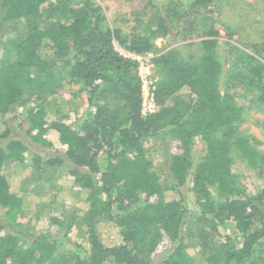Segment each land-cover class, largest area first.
<instances>
[{
  "label": "trees",
  "instance_id": "16d2710c",
  "mask_svg": "<svg viewBox=\"0 0 264 264\" xmlns=\"http://www.w3.org/2000/svg\"><path fill=\"white\" fill-rule=\"evenodd\" d=\"M141 1L148 19L125 34L93 0H0L1 20L26 26L10 42L0 39V264H197L198 254L200 264H264V153L237 131V100L249 93L264 107V25L254 35L228 26L223 40L206 15L224 19L222 7L232 6L226 0ZM257 2L264 21V0ZM176 30L182 44L154 60L158 111L143 115L141 79L114 42L133 55L154 54L155 40ZM64 86L74 87L71 110L86 96L88 113L76 129L54 119L48 99ZM18 105H29L19 117ZM48 131L62 150L50 158L41 154ZM150 139L176 143L169 181L145 156ZM195 139L205 153L194 164ZM232 152L262 179L255 194L238 184ZM56 165L71 179L60 192L77 187L82 213V242L63 251L48 234L13 229L61 202L48 189L22 191ZM191 212L195 247L184 238ZM225 226L234 232L222 234Z\"/></svg>",
  "mask_w": 264,
  "mask_h": 264
},
{
  "label": "rangeland",
  "instance_id": "374dc122",
  "mask_svg": "<svg viewBox=\"0 0 264 264\" xmlns=\"http://www.w3.org/2000/svg\"><path fill=\"white\" fill-rule=\"evenodd\" d=\"M51 2L54 0H50ZM69 2H78L79 0H68ZM95 4L101 7L104 15L107 18L109 25L112 28L120 29L123 33H129L133 27L136 26V21H146L148 19L149 10L144 9L145 3L141 0H93ZM229 4L222 7V13L225 14V18L218 17V13L209 11L206 17H211L215 20L216 24L214 28L219 32V37L223 40H227L228 31L226 28L233 25V30L237 32H243L245 34H259L263 29L264 21L262 14L258 10L257 0H226ZM213 11V9L211 10ZM151 13V12H150ZM201 15V14H200ZM199 15V16H200ZM221 15V14H220ZM197 16V17H199ZM218 18V19H216ZM189 20V19H188ZM181 24V23H180ZM225 24V25H224ZM237 24H239L237 26ZM182 25V24H181ZM227 26V27H225ZM240 26V27H239ZM24 23L4 22L0 16V39L2 43H8L12 39H16L21 36L25 31ZM13 29V30H12ZM178 30L172 32L169 36L158 37L155 40L157 52L147 55H133L125 50L121 49L116 42H114L115 50L125 58L132 61L134 69L141 79L142 88V101H148V97L153 89L155 83L160 79L157 67L154 65V60L167 52L168 50L176 47L180 44V38L174 37ZM237 36H233V40H236ZM187 52V50L185 49ZM182 51V54L185 52ZM4 57L2 52V46H0V61ZM74 90V87L64 86L59 89L54 95H50L48 98L53 107L57 110V115L54 119L62 120L66 125L72 129H76L85 120V116L88 113V104L86 102L85 94L76 98V102L81 103L77 109H69L72 105L70 103L71 94L70 91ZM45 94L46 89L39 91V94ZM253 95L249 93L243 99L237 100L238 106L243 109V121L237 125V131L242 136H247L253 140L251 143L257 147V149L264 153V107L262 105L253 104ZM34 104V103H31ZM70 104V105H69ZM29 105H18L14 110L15 116L23 114ZM49 120L51 118H48ZM45 140L48 143V147L44 148L41 152L45 157H54L58 153H62L61 147L57 142V136L54 131H48L45 134ZM145 156L149 159L152 167L156 170L160 181H169V172L167 169V159L170 154L175 153L176 143L172 141H153L147 140L143 143ZM205 153V143L200 139H195L191 147V160L195 164L197 163ZM232 158V171L237 178L238 184L246 189L247 194H255L257 187L262 182L254 173L250 172L245 163L241 160L239 155L235 152L231 153ZM29 155L26 158V164H29ZM264 173V171H263ZM264 177V176H260ZM65 180V182H64ZM69 178L67 170L62 166H53L50 169H46L40 175H36L34 178L23 183L22 191L27 195L34 196L37 193H41L43 190L48 189L51 194L57 193L62 195L61 202L53 209H43L37 216L21 217L18 220L19 226L14 230H20L28 236H37L39 234H48L52 240H54L61 251L74 249L76 244H80L83 239V232L80 229V216L82 215L79 209V189L73 187L69 193L66 191L60 192L62 183L69 185ZM18 182V181H17ZM69 195V196H68ZM71 198V199H70ZM75 198V199H74ZM195 213L191 212L188 216V223L185 227V243L188 245H195L193 224L195 223ZM54 222H52V220ZM234 232L231 226H225L221 233L232 234ZM195 247V246H194ZM199 247L191 249L190 253L195 255ZM199 254L196 256L197 264L202 263V258H199ZM258 257H263L258 254ZM258 260V259H257Z\"/></svg>",
  "mask_w": 264,
  "mask_h": 264
},
{
  "label": "built area",
  "instance_id": "2783aa9c",
  "mask_svg": "<svg viewBox=\"0 0 264 264\" xmlns=\"http://www.w3.org/2000/svg\"><path fill=\"white\" fill-rule=\"evenodd\" d=\"M157 111L158 107L154 104L152 95L150 93L147 103L146 101H144V99L142 101V114L150 115L156 113Z\"/></svg>",
  "mask_w": 264,
  "mask_h": 264
}]
</instances>
